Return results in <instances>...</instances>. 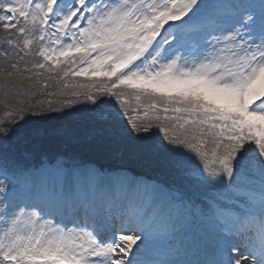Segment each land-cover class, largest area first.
I'll list each match as a JSON object with an SVG mask.
<instances>
[{"label": "snow or ice", "instance_id": "6c2138e0", "mask_svg": "<svg viewBox=\"0 0 264 264\" xmlns=\"http://www.w3.org/2000/svg\"><path fill=\"white\" fill-rule=\"evenodd\" d=\"M0 33V264H264V0H0Z\"/></svg>", "mask_w": 264, "mask_h": 264}, {"label": "rangeland", "instance_id": "374dc122", "mask_svg": "<svg viewBox=\"0 0 264 264\" xmlns=\"http://www.w3.org/2000/svg\"><path fill=\"white\" fill-rule=\"evenodd\" d=\"M50 115H57V113H51ZM87 144H93L94 140H89L86 142ZM75 147V146H74ZM63 146H49V145H44V144H30V145H26L24 146V148H22V150H27L29 152H41V151H56V150H62Z\"/></svg>", "mask_w": 264, "mask_h": 264}]
</instances>
